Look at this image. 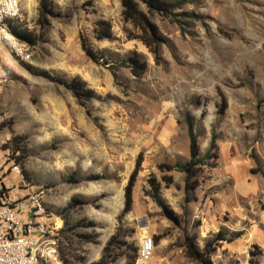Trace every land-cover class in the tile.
<instances>
[{
    "label": "rangeland",
    "instance_id": "1",
    "mask_svg": "<svg viewBox=\"0 0 264 264\" xmlns=\"http://www.w3.org/2000/svg\"><path fill=\"white\" fill-rule=\"evenodd\" d=\"M59 18L40 30L39 0H19L23 29L40 35L28 62L6 61L14 76L0 96V147L9 148L20 175L6 187L18 196L41 195L54 215L63 218L56 243L57 260L37 264H91L99 261L119 230L128 258L114 264H195L186 254L194 242L202 250L212 243V264H264V0H191L183 11L199 18L158 15L152 21L169 39L163 64L122 18L121 0H52ZM109 21L113 39H97L95 24ZM181 21V22H179ZM85 36L97 53L126 57L137 53L147 70L141 77L121 68L115 80L110 64L94 62L82 49ZM80 77L96 92L81 105L57 82ZM226 99L227 109L217 116ZM199 134L204 155L212 132L219 137L214 154L184 204V174L161 172L158 165L189 160L188 125ZM140 159L131 211L123 214L125 189ZM164 176H172L167 186ZM180 217L168 220L151 198L149 179ZM72 197L87 201L72 221H94L95 235L82 243L65 233L61 214ZM69 216V213L66 212ZM243 234L231 240L232 233ZM154 241L152 257L143 262L144 237ZM160 237L157 241L156 238Z\"/></svg>",
    "mask_w": 264,
    "mask_h": 264
},
{
    "label": "trees",
    "instance_id": "2",
    "mask_svg": "<svg viewBox=\"0 0 264 264\" xmlns=\"http://www.w3.org/2000/svg\"><path fill=\"white\" fill-rule=\"evenodd\" d=\"M191 0H121L122 6V18L125 23H130L134 29L139 32L134 34L127 30L128 36L141 40L149 51L153 54L156 64H163L162 59V46L169 44V39L165 37L158 26L152 21V17L155 15L168 18L171 21L178 22V17L199 18L193 13L183 11L187 4H190ZM60 13L56 11L52 0H39V19L38 26L40 30L50 26L51 18H59ZM181 22V21H179ZM13 32L24 42L31 46H35L40 40V35H37L33 31L23 29L19 22L13 28ZM95 33L97 39H113V33L111 24L109 21L100 19L95 24ZM80 42L83 51L86 56L94 62H100L103 60L104 64L110 65L113 77L118 79L117 72L121 68L129 69V71L136 77H141L147 70V64L143 57L137 53L131 54L126 57L114 56L107 53V51H101L97 53L93 50L88 42V39L80 35ZM57 82L62 84L68 89L72 95L77 99L81 105H85L87 102H91L96 98V92L91 89L86 81L80 77H75L72 80H66L65 78L58 77ZM227 109L226 99L222 96V102L218 106L217 116L222 117ZM189 135V160L186 162H178L175 164L162 163L158 165V169L161 172H179L184 174V204L188 205L192 201V192L200 186V177L204 172V168L209 160L216 157L214 150L216 149V143L219 139L215 131L212 132L210 145L204 155L200 154L199 150V134L193 129V125H188ZM140 159L136 162V168L131 175L129 183L125 189V207L123 214L131 211L133 201V187L136 180L139 168ZM163 180L167 186L173 184L172 176H164ZM151 187L150 196L154 202L161 209L162 214L175 225L180 224V217L178 214L169 207L168 204L160 195V184L155 177L149 179ZM87 201H83L78 197H72L69 204L62 209L61 214L65 218V233H69L70 236L76 237L79 242L82 243H95L96 237L90 233H80L78 230L96 228L97 224L94 221H87L86 219H76L72 221L71 215L76 209L81 208ZM69 213V216L66 215ZM119 230L113 235L103 248L101 258L97 262L91 264H114L120 258H128L127 254L121 251L126 243L120 240ZM243 233H232L231 240L239 238ZM160 237H157L158 241ZM212 243L208 242L204 248L200 250L195 246L194 242H189L186 245V254L191 258L195 264H212L211 256ZM255 253L252 251V257L250 264H255ZM135 259L128 264H133Z\"/></svg>",
    "mask_w": 264,
    "mask_h": 264
},
{
    "label": "built area",
    "instance_id": "3",
    "mask_svg": "<svg viewBox=\"0 0 264 264\" xmlns=\"http://www.w3.org/2000/svg\"><path fill=\"white\" fill-rule=\"evenodd\" d=\"M22 17L19 0H0V96L3 86L14 76L7 63L28 62L31 52L13 28ZM20 175V164L9 148L0 147V264H37L40 258L57 260L56 243L63 228V218L54 215L36 192L18 196L6 187L9 175ZM154 241L143 238L139 259L148 261Z\"/></svg>",
    "mask_w": 264,
    "mask_h": 264
}]
</instances>
